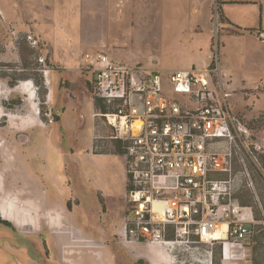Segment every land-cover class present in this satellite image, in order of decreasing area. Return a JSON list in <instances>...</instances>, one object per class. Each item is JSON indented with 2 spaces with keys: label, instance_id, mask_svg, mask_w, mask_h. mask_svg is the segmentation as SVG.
Instances as JSON below:
<instances>
[{
  "label": "rangeland",
  "instance_id": "1",
  "mask_svg": "<svg viewBox=\"0 0 264 264\" xmlns=\"http://www.w3.org/2000/svg\"><path fill=\"white\" fill-rule=\"evenodd\" d=\"M210 2L198 0L195 15L188 0H165L164 8L157 0H0V200L14 198L35 219V226L19 230L0 215L8 223L0 224V264H115L109 251L123 250L114 230L122 223L128 177L113 143L98 138L109 132L98 118L93 121L85 54L101 51L128 66L173 70L206 66L215 44L231 111L263 150L260 167L246 161L249 175L237 192L254 219V234L231 263L264 264V43L224 36L218 3ZM46 3L51 10L43 11ZM229 8L248 28L264 18L260 8ZM37 19L54 55L42 40L39 50L20 38L18 45L11 43L12 29L19 37L33 33ZM38 54L52 69L53 101L37 70ZM24 81L30 90L13 89ZM241 169L236 163L235 171ZM125 258L126 264H146ZM220 261L215 246L212 264Z\"/></svg>",
  "mask_w": 264,
  "mask_h": 264
},
{
  "label": "built area",
  "instance_id": "2",
  "mask_svg": "<svg viewBox=\"0 0 264 264\" xmlns=\"http://www.w3.org/2000/svg\"><path fill=\"white\" fill-rule=\"evenodd\" d=\"M10 36L13 46L20 38L30 49L41 47L30 31L19 37L12 29ZM255 36L264 42V29ZM85 58L92 72L93 121L98 118L109 132L98 138L113 143L128 177L129 209L116 228L118 243L130 253L139 244L159 246L201 264H212L217 246L221 264H232L254 234V219L237 192L249 175L246 161L260 167L263 150L231 111L218 45L204 67H132L101 51ZM35 60L49 97L51 69L43 54Z\"/></svg>",
  "mask_w": 264,
  "mask_h": 264
},
{
  "label": "crops",
  "instance_id": "3",
  "mask_svg": "<svg viewBox=\"0 0 264 264\" xmlns=\"http://www.w3.org/2000/svg\"><path fill=\"white\" fill-rule=\"evenodd\" d=\"M64 1L65 0H59V3H63ZM127 1L131 2V4H132L136 0H127ZM140 1L148 3V2H153L154 0H140ZM157 1H162V5L164 8L163 3L165 0H157ZM175 1H181V0H175ZM188 1H189V4H188L189 14L192 13V14L197 15V13L199 11V7L196 6L198 0H188ZM74 2H78V0H74ZM211 4H213V0H211L210 5ZM214 4L217 5V0H214ZM229 6H233V8H235V7L245 8L248 6L251 9L252 8L255 9L256 11H258V8H260L261 14L264 15V0H219V3H218V12H220L223 16L222 30H223L224 36L226 35V36L233 37V38L240 37L241 39L242 38H251L253 40H258L259 42L264 43V42L260 41L259 39H257V37L255 36V32L258 29H264V18L262 19V21H260V23H258L257 27L248 28L242 22H240L236 19V17H238V16H236V13L234 11H232V12L230 11ZM43 8H44L43 11L51 10L52 5L50 3L49 4L46 3V5L45 4L43 5ZM242 12L245 13L246 10H243ZM164 13H165V11L163 10L162 14L165 15ZM175 14H177L176 8L174 9V15ZM218 16H219V13H218ZM40 24L41 23L39 22L38 19L36 22H34L32 24V27L34 30L33 33L36 36H38L39 39L41 38L40 40H42V45H44V47H49L52 50V53L54 55L52 43H51L52 41L49 39V37L46 33V30L41 28ZM249 30H254V31L250 32ZM29 31H32V30H29ZM196 31H201L200 24H196ZM51 55L52 54H50V60H52ZM51 71H52V69H51ZM49 75H50L49 77H51L52 72L49 73ZM50 82H51V86H49V89H50L51 93H50L48 99L51 98V101H53V98H54L53 95L55 93V89H54V87H52V81H50ZM52 90H53V93H52ZM13 202L16 203V201H13ZM17 207H19L22 210H25L26 212L29 213V215L33 214V212L31 214L28 211V209L30 207H28V209H26L25 206H24V208H21V206H17ZM33 210H34V208H33ZM29 222H31L33 224L32 226H35L34 225L35 219H34V221L29 220ZM27 226H31V225H25V227H27ZM49 226L51 227V225H49ZM19 230H21V229H19ZM127 250H128V248H127ZM128 252H129V250H128ZM109 254L111 255L112 258L115 259V264H126L127 263V261L124 259L123 255L118 254L117 252H114V251L113 252L109 251ZM129 255L133 260H143L144 262H147L149 264H185V263H182L180 261L183 257H174L171 253L165 251L164 249H162L159 246H154V245H146V244L136 245L134 250H133V253L129 252Z\"/></svg>",
  "mask_w": 264,
  "mask_h": 264
},
{
  "label": "bare ground",
  "instance_id": "4",
  "mask_svg": "<svg viewBox=\"0 0 264 264\" xmlns=\"http://www.w3.org/2000/svg\"><path fill=\"white\" fill-rule=\"evenodd\" d=\"M13 89L14 90H20V91L21 90L28 91V90H30V87H29L28 83H26V84L24 83V84L16 86ZM30 99H32V98L30 97ZM1 186L2 185H0V187ZM20 196H22V194L18 195V197H20ZM13 201H15L14 198L13 199H8L7 198L4 201L0 200V213H1V216L4 219L12 222L19 229H23L25 225H31L32 226L33 224L31 222H29V220L34 221V218L32 217V215H29L28 212H26L25 210H22L19 207H17ZM48 223L53 225V227L56 225V224L54 225L53 221H50V220H49Z\"/></svg>",
  "mask_w": 264,
  "mask_h": 264
},
{
  "label": "flooded vegetation",
  "instance_id": "5",
  "mask_svg": "<svg viewBox=\"0 0 264 264\" xmlns=\"http://www.w3.org/2000/svg\"><path fill=\"white\" fill-rule=\"evenodd\" d=\"M128 209H129V201H128V198H127V195L125 194V210H124V213H123V219H122V221L124 220V218L126 217V215L128 214ZM0 215H1V213H0ZM2 217V216H1ZM3 218V217H2ZM4 219V218H3ZM6 220V219H5ZM8 221V220H7ZM10 222V221H9ZM12 223V222H11ZM0 224L1 225H8V223L7 222H5V221H1L0 222ZM13 224V223H12ZM14 225V224H13ZM15 226V225H14ZM16 227V226H15ZM17 228V227H16ZM19 229V228H18ZM112 229H115V227L113 226L112 227ZM22 230V229H21ZM114 232L116 233V231L114 230ZM115 233H114V239H115V242H116V244H118L119 245V247L121 248V249H123L122 251H121V255H123V257H124V259L128 262V260L125 258V257H128V256H130L129 255V252H128V250H127V248H126V246H124V245H121V244H119L118 243V241L116 240V237H115Z\"/></svg>",
  "mask_w": 264,
  "mask_h": 264
},
{
  "label": "trees",
  "instance_id": "6",
  "mask_svg": "<svg viewBox=\"0 0 264 264\" xmlns=\"http://www.w3.org/2000/svg\"><path fill=\"white\" fill-rule=\"evenodd\" d=\"M217 3H219V0H217ZM218 13H219L220 19L223 20V16H222V14H221L220 12H218ZM249 31L252 32V31H254V30H249ZM237 32H238V31H237ZM56 118H57V120L59 119L58 116H57ZM249 128H250V127H249ZM245 205H246V204H245ZM260 256H261V257H259V258H261V260L264 261V258L262 257L263 254H260ZM145 263H146V264H149V263H147V262H145Z\"/></svg>",
  "mask_w": 264,
  "mask_h": 264
}]
</instances>
